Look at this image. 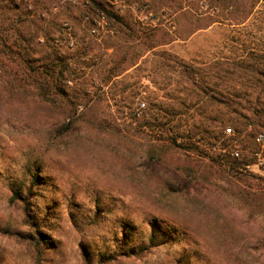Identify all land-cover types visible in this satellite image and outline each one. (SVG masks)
Returning a JSON list of instances; mask_svg holds the SVG:
<instances>
[{
    "label": "rangeland",
    "instance_id": "obj_1",
    "mask_svg": "<svg viewBox=\"0 0 264 264\" xmlns=\"http://www.w3.org/2000/svg\"><path fill=\"white\" fill-rule=\"evenodd\" d=\"M88 1L0 0V264H264V0Z\"/></svg>",
    "mask_w": 264,
    "mask_h": 264
},
{
    "label": "trees",
    "instance_id": "obj_2",
    "mask_svg": "<svg viewBox=\"0 0 264 264\" xmlns=\"http://www.w3.org/2000/svg\"><path fill=\"white\" fill-rule=\"evenodd\" d=\"M88 2L91 4V8H94V10H96V11L99 12V13H101V12L104 13V14H105V17H106L107 19H111V18H113L112 15L110 14V12H109L108 10H106L105 6H103L102 3L97 2V1H95V0H89ZM227 129H230L229 132L232 131L231 128H227ZM258 134H259V133L255 134L254 139L256 138V136H257ZM257 143H258V142H257ZM258 144H260V143H258Z\"/></svg>",
    "mask_w": 264,
    "mask_h": 264
},
{
    "label": "built area",
    "instance_id": "obj_3",
    "mask_svg": "<svg viewBox=\"0 0 264 264\" xmlns=\"http://www.w3.org/2000/svg\"><path fill=\"white\" fill-rule=\"evenodd\" d=\"M144 107V103H141L140 104V107H139V110H141L142 108ZM139 112V111H138ZM138 114V113H137ZM230 131V129H226V132H229ZM255 140L258 142V143H263L264 142V136L262 135V134H258L257 136H256V138H255ZM232 155L234 156V157H239V155H240V151H239V149H234L233 151H232Z\"/></svg>",
    "mask_w": 264,
    "mask_h": 264
}]
</instances>
